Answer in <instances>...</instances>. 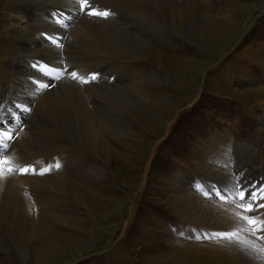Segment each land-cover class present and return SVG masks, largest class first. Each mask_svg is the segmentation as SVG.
<instances>
[{"label": "rangeland", "instance_id": "1", "mask_svg": "<svg viewBox=\"0 0 264 264\" xmlns=\"http://www.w3.org/2000/svg\"><path fill=\"white\" fill-rule=\"evenodd\" d=\"M159 2L186 18L193 30L191 42L182 35L184 31L176 35L175 31L168 32L171 29L168 26L159 44L150 43L149 39L145 41L148 45L144 48V60L127 61L113 54L115 59L110 62L114 66L129 64L132 72L126 84L114 86H130L141 82L142 78L150 80L153 70L162 77L158 82L143 83L146 92L142 101L132 105L128 129L103 134L98 143L95 142L94 151L62 133L42 144L28 142L29 155H34L29 158L31 167L40 169L32 175L41 178L38 179L41 185L34 186L33 192L24 187L20 189L27 198L28 218L32 214L33 225H41L42 233L33 231L25 237L26 234H20L22 228L17 226L18 222L13 220L10 228L0 219L3 243L0 264H189L177 263L175 254L180 250L187 261H196L193 264L230 262L228 254H231L232 244L227 243V236H221L222 233L218 237L216 229L186 221L178 210L180 200L187 193L202 204L209 200V190L215 189L218 181L211 179L217 172L213 176L207 168L226 172L224 180L233 179L234 185L243 181L240 172H235L236 165L234 169L227 166L224 169L213 159L219 155V160L226 156L222 159L228 160L230 145H236L233 159L247 146L264 167V122L260 120L264 112L257 106L259 99H264V0ZM84 3L76 14V24L82 18H94L117 28L124 26L123 30L137 15L139 18L141 13L149 15L155 7L151 1L84 0ZM14 4L11 0H0V91L13 56L20 60L39 58L37 61L43 62L57 51L56 45L47 49L26 42L12 44V24L16 20L13 22L14 16L9 17V12L13 11ZM61 4V0H53L52 5L62 10ZM167 12L170 9L167 8ZM62 18L63 21L54 22L57 26L47 27V30L56 36L65 35L69 42L67 31L76 24L63 26L73 23L74 16L63 15ZM21 20L24 23L23 18ZM121 22L127 26L115 25ZM244 30L246 33L236 45ZM150 50L162 55L147 54ZM85 58L88 57H82ZM157 60L164 63L163 68L158 66ZM45 71L49 78L56 77L50 67ZM97 72L100 71L97 69ZM201 78L204 85L197 97ZM5 88L3 96L10 101L13 90L9 86ZM116 101L100 102L116 106ZM162 138L144 184L140 186L151 146ZM4 150L5 144L0 141V157ZM243 156L250 160L248 151ZM62 159L67 161L66 167L57 169V165L51 163ZM47 163H51L49 170L45 168ZM243 163L245 161L240 165ZM96 167L98 173L100 171L98 179L92 173ZM250 169L253 170V165ZM250 175L252 182L264 186L263 178L254 179L253 172ZM224 180L220 182L227 185ZM44 181L56 184L50 189ZM218 194L220 198L221 190ZM41 212L46 216L41 218ZM123 224L122 238L114 245ZM243 238L251 243L252 247L247 248L264 252V245L252 236L243 234Z\"/></svg>", "mask_w": 264, "mask_h": 264}, {"label": "bare ground", "instance_id": "2", "mask_svg": "<svg viewBox=\"0 0 264 264\" xmlns=\"http://www.w3.org/2000/svg\"><path fill=\"white\" fill-rule=\"evenodd\" d=\"M11 1L16 4H14L13 11L9 12V17L14 16L13 22L16 20L12 24V44L21 45L22 42H26L29 45L37 44L47 49L52 45L57 47V51L52 53V57L44 59L43 62L37 61L39 58L37 60H20L16 55L13 56V60L10 63L7 62L10 68L6 71V76H3V82H1L0 141L4 142L5 150L0 157V219L9 227L13 220L18 222L17 226L20 225V229L22 228L20 234H26L25 237H27L33 234V231L38 234L42 233L41 225H33L32 214L28 218L27 198L22 196L23 190L20 189L24 187L33 192L34 186L41 185V181L38 180L41 178H38V175H32L33 171L37 172L40 169L31 167L29 158H33L34 155L33 157L29 155L28 142L33 140L42 144L51 140L54 135L62 133L94 151L95 142L98 143L103 134L120 133L124 129H128V125L131 123L130 110L132 105L143 100L142 96L146 89L142 87L148 79L142 78L141 82L137 81L138 83L130 86H114V84H126L128 76L132 72L129 64H116L117 67L114 66L113 62H110L115 59L113 54H118L127 61L144 60L146 57L144 48L148 45L145 41L149 39L150 43L159 44L162 41L164 30L167 31L168 26L171 27L168 32L175 31L176 35H179L181 30L184 31L182 35H185L190 42L192 40L190 34L193 30L186 18L180 17L178 15L180 13L177 12L178 14H176L168 5H162L159 0H133L136 3L137 1H151L156 8L154 7L153 13L151 12L149 15L143 16L140 12V18L137 15L128 26L122 22L115 23V25L127 26L125 30H123L124 26L117 28L102 21H95L94 18H82L76 24V14L78 9L85 6L84 0L83 3L82 0H61L62 10L52 5L53 0ZM163 7L170 9V12H167V8L164 9ZM41 8H47V10L42 11ZM86 12L88 11L86 10ZM63 15H73L74 22L65 26L60 24V27H73L76 24L70 31H67L69 42L65 35L56 36L47 30V27H55L54 22L63 21ZM28 20H31L30 24ZM137 34H139L138 37ZM170 37L168 38L172 39ZM64 42L67 44L63 45ZM165 43L167 44V42ZM154 53L157 57L161 54L156 50H150L147 54ZM82 57L88 58L82 59ZM15 62L19 65H15ZM157 64L163 68L164 63L162 64L160 60H157ZM46 67L55 71L56 77L54 79L47 76ZM97 69L100 72H97ZM72 73L76 74L75 77ZM161 75L160 72L153 70L152 79L148 81L158 82L162 77ZM6 86H9L11 91L13 90L10 101H7L8 99L6 100L3 96L2 90L4 91ZM106 99L117 100L116 106L101 104L100 101ZM257 106L264 112V99L262 97L257 102ZM116 116L118 117L116 118ZM22 118H24L23 121H21ZM260 120L264 122V113H262ZM21 123L22 126H19ZM230 148L234 151L232 154L230 153L231 150H228V160H223L227 156L219 160L218 157H221L219 155L214 156L213 159L215 162H220L224 169H227L225 166L234 169L236 165L237 171L235 172H240L243 181L234 185L233 179L226 178L224 180L227 177L226 172L216 168L215 170L207 168L209 174L213 176L217 172L216 176L211 179L218 181L215 182L216 188L209 190L210 194L207 196H210L209 200L202 204L195 196L187 193L180 200L181 204L178 211L186 221L193 224L208 225L209 228L218 231V237L222 233L221 236H227L225 238L229 241L227 243L232 244V248L229 250L231 254H228V260H230L228 264H264V254H262L264 252L247 248L252 247L251 243H247L243 238V234H247L259 241L261 246L264 245V231L257 230L264 224V208L257 207L255 213L250 214L245 211L244 207L247 201H241L239 196L241 185L246 190L264 195V186L252 182L254 180L250 178V174L253 172L255 174L254 179L256 176L264 179V167L255 157V152L249 147L244 146V152L248 151V159L250 160L243 156V151L233 159L236 153V145H230ZM40 150L44 152L45 149L41 147ZM244 161L247 164L240 165ZM51 163L56 164L57 169L67 166V161L64 159ZM51 163L45 164L46 170L51 168ZM252 165L253 170L250 169ZM247 166L248 170L246 169ZM92 173L96 179L99 178L100 171L98 173L97 167L93 169ZM200 177L203 176L200 175ZM211 179L210 181L214 182ZM220 180L227 181V185L222 184ZM249 180L251 181L249 182ZM53 184L56 182L44 181V185L50 189H52ZM219 190H221L220 198L217 197ZM251 199L259 200L256 195H253ZM250 215L258 221L255 227L248 224L246 218ZM39 216L42 218L46 215L41 212ZM1 236L2 232H0V248H3ZM207 237L218 239L214 236ZM220 247L222 248V246ZM176 255L177 263L188 262L193 264L196 262L194 259L187 261L181 250Z\"/></svg>", "mask_w": 264, "mask_h": 264}, {"label": "snow or ice", "instance_id": "3", "mask_svg": "<svg viewBox=\"0 0 264 264\" xmlns=\"http://www.w3.org/2000/svg\"><path fill=\"white\" fill-rule=\"evenodd\" d=\"M83 3V0H82ZM92 15H98V13H91ZM104 15H107V13H105ZM73 77H75V73H72ZM253 195H256L257 198L261 201L259 204L256 203V201L252 200L251 197ZM239 196L241 201H247L244 205L245 207V211L253 214L255 213L257 207L258 208H264V195H260V194H256L253 193L250 190H246L245 187L243 185H241L240 187V192H239ZM248 221V224L251 225L252 227H255L256 224L258 223V221L254 218H252V216L250 215L249 217L246 218ZM258 231H264V224L261 225V227L259 229H257Z\"/></svg>", "mask_w": 264, "mask_h": 264}, {"label": "water", "instance_id": "4", "mask_svg": "<svg viewBox=\"0 0 264 264\" xmlns=\"http://www.w3.org/2000/svg\"><path fill=\"white\" fill-rule=\"evenodd\" d=\"M245 32H246V31H244V32L242 33V35H240V36L242 37V36L245 34ZM238 41H239V39H238ZM202 82H203V81H202ZM202 82H201V84H200V86H199L198 96H197V97H199L200 94H201V89H202V84H203ZM168 127H169V125H168ZM166 133H167V132H166ZM162 140H163V138L160 139V140L155 141V142L152 144V146H151V149H150V152H149V156H148L147 162H146V164H145V166H144L143 173H142V176H141L140 186H142V185L144 184V180H145L146 175H147V173H148V171H149L150 163H151V160H152V158H153V155H154L155 149H156V147L161 143ZM124 227H125V226L122 227V231H124V229H125ZM122 231H121V232H122Z\"/></svg>", "mask_w": 264, "mask_h": 264}]
</instances>
